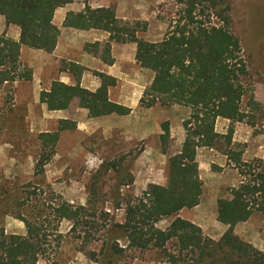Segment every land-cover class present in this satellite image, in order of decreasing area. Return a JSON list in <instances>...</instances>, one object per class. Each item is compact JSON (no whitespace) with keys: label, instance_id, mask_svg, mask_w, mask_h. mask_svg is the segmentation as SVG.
Instances as JSON below:
<instances>
[{"label":"trees","instance_id":"obj_1","mask_svg":"<svg viewBox=\"0 0 264 264\" xmlns=\"http://www.w3.org/2000/svg\"><path fill=\"white\" fill-rule=\"evenodd\" d=\"M72 1L0 0V16L6 26L19 28L18 40L0 34V84L31 80V71L20 68L21 46L51 53L59 34L52 23L54 11ZM205 1L186 0L178 19L157 42L139 38L144 28H139V23L117 19L108 7L92 9L85 5L82 12L66 14L64 27L99 29L108 33V43L103 46L101 56L108 64L112 60L105 59L103 54L108 53L109 42L135 44L136 63L153 73L150 85L142 93L140 106L149 108L159 104L189 108V116L182 122L184 138L179 149L167 158L165 185L150 183L139 196L121 198L120 187L128 186L132 179L124 181L122 177L117 181L111 211L123 210L122 223L115 222L109 211L95 207L97 194L93 189L84 205H73L60 198L52 205L43 203L26 214L24 203V214L19 213L14 218L23 223L25 234L6 235L0 230V264H36L40 259L49 260L51 251L48 250L52 243L47 228L51 217L56 248L62 239L58 226L66 221L70 224L67 233H76L82 251L89 243H100V259L93 251L85 252L89 259L99 264H112L115 256L130 248L159 250L170 264L180 261L188 264H264V254L233 233L235 225L252 215L264 217V169L259 161L254 165L242 160V151L232 143L234 123L259 127L264 132V104L248 95L240 82V77L246 74V66L239 39L227 27V16L223 11L209 13L221 25L206 23L197 17L199 13L195 10ZM97 47L98 43H93L85 45L84 50ZM96 75L100 78V86L94 92L81 88L78 82L65 85L53 81L47 91L40 92L39 102L48 111L66 110L75 102L90 118L127 114V108L107 98V88L115 84V79L102 73ZM244 99L247 110L242 108ZM217 118L229 121L226 133L215 132ZM74 127L69 120H59L55 131L39 134L42 146L54 152L59 133ZM161 130V153L167 154L170 139L167 122L161 124ZM220 144L227 147L223 155L241 179L237 187L229 189L227 197L217 200L216 220L227 228L217 240H212L204 236L197 225L176 214L199 203L201 181L197 149L221 150ZM47 159L42 155L36 168L41 170ZM115 168L114 164L105 166L106 170ZM48 207L51 212H47ZM169 216L174 218L167 228H157V222ZM120 239L126 243L123 249L118 247ZM172 244L176 254L168 251Z\"/></svg>","mask_w":264,"mask_h":264},{"label":"rangeland","instance_id":"obj_2","mask_svg":"<svg viewBox=\"0 0 264 264\" xmlns=\"http://www.w3.org/2000/svg\"><path fill=\"white\" fill-rule=\"evenodd\" d=\"M76 1L92 9L111 8L117 19L130 24L139 23V28H144L138 34L139 38L157 42L163 38L169 25L178 19L186 0ZM204 3L195 10L199 13L197 17L206 23L221 25L209 13L223 11L227 16V27L239 39L246 66V74L240 77V82L248 95L251 94L255 101L264 104V0H206ZM25 58L23 47L19 53L20 68L23 71L24 68L29 69L32 76V69L27 67ZM125 67L124 70L131 71ZM49 70L52 75V69ZM29 85L24 80L0 84V230L6 235L25 234L23 224L14 218L19 213L24 214V203L26 214L43 203L52 205L60 198L73 205H84L93 189L97 194L95 207L109 211L115 222L122 223L123 210L111 211L115 186L120 178L123 177L124 181L132 179L131 184L120 187L121 198L139 196L150 183L166 184V161L181 146L184 138L182 122L188 113L181 112L177 107L170 110L171 106L166 108L156 105L146 110L138 105L141 109L138 108L131 116L111 118L77 128L73 119L78 107L73 102L63 115L75 127L59 133L54 152L51 153L48 147L42 146L39 134L55 131L59 120L40 108L36 98L31 95ZM138 92L134 91L132 97ZM242 108L247 110L246 99L243 100ZM77 118H80L79 115ZM164 122L168 123L170 135L167 154L161 153L159 144L161 124ZM228 125V121L219 119L215 130L224 134ZM262 131L259 127L234 123L232 143L238 145L237 150L242 151V160L254 165L259 161L264 169ZM220 146L221 150H198L201 176L198 207L194 210L182 209L176 214L187 221L195 220L202 234L212 240H217L223 229L216 220L217 200L227 197L229 189L237 187L241 179L223 155L227 147ZM42 155L48 159L38 170L36 163ZM107 164H114L116 168L106 170ZM47 212H51L49 207ZM173 218L169 216L161 219L156 224L157 228L164 230ZM50 222L47 228L52 243L48 250L51 251L50 259H40L36 264H99L89 259L85 252L93 251L96 258L100 259V243H89L82 247V251L76 233L68 234L70 224L62 221L58 226V232L62 234L61 244L56 248L52 217ZM233 233L264 254L263 216L252 215L245 222L235 225ZM125 245L124 240L118 241L119 248L123 249ZM168 251L177 253L173 244ZM112 264L170 263L159 250L130 248L115 256ZM177 264L188 262L180 261Z\"/></svg>","mask_w":264,"mask_h":264},{"label":"crops","instance_id":"obj_3","mask_svg":"<svg viewBox=\"0 0 264 264\" xmlns=\"http://www.w3.org/2000/svg\"><path fill=\"white\" fill-rule=\"evenodd\" d=\"M83 10L84 5L73 0L70 4L57 8L54 11L52 23L58 28L59 34L57 36L56 45L51 53L30 49L25 46H21L20 48V50H22L24 47V55H26L24 61L27 67L32 69L31 80L25 81V83L30 84L32 97L36 98L41 109H44L47 113L53 114L57 120H67L68 118L63 115L65 112L67 113V110L48 111L46 106L39 102L40 92L47 91L53 81H58L65 85H74L78 82L81 88L94 92L100 86V78L96 73H102L115 79V84L107 88V98L110 102L127 108L128 113L124 115L109 114L90 118L85 109L78 107L75 110L76 116L73 119L77 128L84 127L85 125H93L95 122L111 120V118L120 119L131 116L139 108L138 105H140L139 101L142 97V93L150 85L153 78V73L151 71L141 68L136 63V48L134 43L109 42V51L103 54L105 59L112 60V63L108 64L104 62L101 57L103 46L108 43V33L99 29H76L63 26V21L67 13H79ZM2 33L13 40L19 39V28L14 25L6 26L4 18L0 16V34ZM93 43H98L97 49L84 50L85 45ZM76 67H80L81 69L79 70ZM123 67L131 69V71L124 70ZM49 69H52V75L49 73ZM137 90H139L137 95L132 97L134 91ZM113 91L116 92V94H114ZM156 105L159 104H155L154 106ZM154 106L144 108L146 110H151ZM164 107L169 108V106ZM176 107L179 108L181 112L188 113L189 116L190 109L187 107L172 105L170 110ZM60 115L61 117H59ZM77 115H79L80 118H77ZM219 119L228 121L217 118L215 125ZM215 132L217 131L215 130ZM198 150L199 149L196 151L197 166L199 164L197 161ZM207 150L213 151V149ZM198 177L201 179V176H199V167ZM197 207L198 205L190 209L194 210ZM190 222L200 228V225L196 224L195 220ZM219 224L223 227L221 231L223 233L227 226L221 223Z\"/></svg>","mask_w":264,"mask_h":264}]
</instances>
